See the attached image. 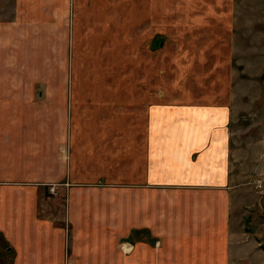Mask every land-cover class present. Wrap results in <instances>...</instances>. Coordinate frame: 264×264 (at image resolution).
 Instances as JSON below:
<instances>
[{"label":"crops","instance_id":"obj_1","mask_svg":"<svg viewBox=\"0 0 264 264\" xmlns=\"http://www.w3.org/2000/svg\"><path fill=\"white\" fill-rule=\"evenodd\" d=\"M73 1L15 0L16 18L0 20V66L11 44L14 62L43 59L36 73L0 70V264H95L100 240L122 231L130 264H264L263 233L234 218L264 148L234 138L231 45L215 41L205 86L167 87L163 71L154 88L151 67L141 87L131 62L127 97L110 86L115 72L88 90L75 85L66 20L65 72L43 71L47 32Z\"/></svg>","mask_w":264,"mask_h":264},{"label":"rangeland","instance_id":"obj_2","mask_svg":"<svg viewBox=\"0 0 264 264\" xmlns=\"http://www.w3.org/2000/svg\"><path fill=\"white\" fill-rule=\"evenodd\" d=\"M72 5L71 14L58 17V28L47 32L56 46L53 61L43 71L65 72L64 20L73 36L75 85L100 89L106 83L100 79L103 71L120 73V80L111 76L109 85L120 86L122 98L127 97L130 82H135L133 78L130 81L131 62L136 65L141 87L146 86V72L151 67L154 88L166 87L156 79L163 71L174 83L167 87H200L207 84L200 82L198 75L216 74L208 67L211 56L220 51L216 52L217 42L229 43L234 73V138L241 146L262 142L264 148V0H74ZM14 7L15 0H0V20H14ZM18 47H6L9 56L0 70L15 71L11 69L15 64L19 71H40L33 63L42 62L39 55L18 57L14 62L12 49ZM248 181L255 187L254 194L248 196L246 204L235 207L234 218L243 216L239 226H245L249 233H263L264 245V172L248 177ZM100 249L106 254L95 264H130L134 247L130 246L129 233L122 231L121 239L100 240Z\"/></svg>","mask_w":264,"mask_h":264},{"label":"built area","instance_id":"obj_3","mask_svg":"<svg viewBox=\"0 0 264 264\" xmlns=\"http://www.w3.org/2000/svg\"><path fill=\"white\" fill-rule=\"evenodd\" d=\"M54 189L52 188V191H53ZM54 192V191H53Z\"/></svg>","mask_w":264,"mask_h":264}]
</instances>
